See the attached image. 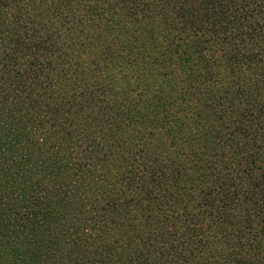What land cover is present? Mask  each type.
I'll use <instances>...</instances> for the list:
<instances>
[{
	"label": "trees",
	"instance_id": "16d2710c",
	"mask_svg": "<svg viewBox=\"0 0 264 264\" xmlns=\"http://www.w3.org/2000/svg\"><path fill=\"white\" fill-rule=\"evenodd\" d=\"M0 264H264V0H0Z\"/></svg>",
	"mask_w": 264,
	"mask_h": 264
}]
</instances>
